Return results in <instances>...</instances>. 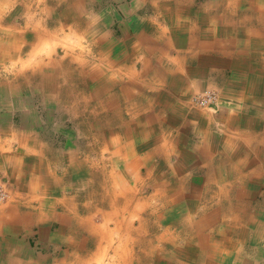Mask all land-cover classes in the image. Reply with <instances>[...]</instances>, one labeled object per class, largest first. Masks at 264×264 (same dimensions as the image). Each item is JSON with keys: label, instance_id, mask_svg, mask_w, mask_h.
I'll use <instances>...</instances> for the list:
<instances>
[{"label": "crops", "instance_id": "obj_1", "mask_svg": "<svg viewBox=\"0 0 264 264\" xmlns=\"http://www.w3.org/2000/svg\"><path fill=\"white\" fill-rule=\"evenodd\" d=\"M60 78L87 131L111 108L126 185L185 220L152 264H264V0H0V264H108L122 229L106 233L68 192ZM204 91L215 107L193 102ZM130 194L102 183L89 196L118 220Z\"/></svg>", "mask_w": 264, "mask_h": 264}, {"label": "rangeland", "instance_id": "obj_2", "mask_svg": "<svg viewBox=\"0 0 264 264\" xmlns=\"http://www.w3.org/2000/svg\"><path fill=\"white\" fill-rule=\"evenodd\" d=\"M18 22L24 24V17L19 16ZM85 57H89V55H85ZM89 60H91L94 66H98L102 69V74L108 75V66L102 64L100 55H92ZM72 63L74 66H77L75 61ZM110 80H108V83H110ZM62 82V78H60L58 80L60 89L59 96L63 100L64 105L54 108L55 115L57 116L54 124L63 128L65 148L66 151L67 148L70 149L72 156L71 162L66 163V167L69 168L70 166V170L66 172V184H68V182L72 183L73 181L78 183L75 187L67 186L69 188L68 192L69 194L80 196L82 201L80 205L82 213L88 214L92 212L91 215L94 214L95 223L101 229L107 230L106 233H108V227L114 230L116 223L121 224V231L117 233L112 232L113 239L111 240L113 242H110L111 240L108 242V264H152L154 255L153 249L156 245L158 246L159 243L163 242L165 239L163 237L165 231H167L170 226L173 228L174 223H177L174 228L179 230L184 225L185 220L179 219L178 221H169L168 219H160V213H166L164 211L168 210V205L152 204L151 196L153 189H142L140 187L137 188L136 186L126 185L128 181H125L127 178L122 175V158L120 155L111 157V140L108 139V135H105L107 131L105 120L108 119V132L119 127L117 124L110 123L112 116L111 108H108V118L106 114L95 115L94 118L91 119L93 120L94 129L91 132L87 131L89 119L78 116L77 108L75 109L72 103L67 104L68 101L71 102V97L68 88L63 87ZM67 86L70 87V92L72 87L76 88L78 92L75 93H79L81 101H84V92L88 94L91 93L89 88L86 90L85 87L80 86L78 82H73L71 85L67 84ZM110 94H112V92L108 93V102H111ZM89 102L88 109H93L94 106L102 101L92 99ZM193 102L198 105L195 101ZM80 105L83 107L84 104ZM49 110H52V108H49ZM72 145L75 148V153L71 151L70 146ZM76 149H79L78 154ZM104 157L106 161L103 160ZM102 183L107 184L108 188H121L124 189L125 192L128 191L129 194L131 193L130 195H134L135 200L132 205V211L134 213L124 212L120 214L118 220L108 219L109 216L105 212H108V210L112 208H105L97 202L98 200L90 198L89 196L92 190ZM124 183L125 186H122L121 184ZM0 189L7 191V189L2 186H0ZM103 234L105 233L102 232V240L105 243L108 241V236L105 237ZM122 238H124V241ZM167 238L168 237H166V239ZM176 238L179 239L178 236H176ZM136 241L137 243H135Z\"/></svg>", "mask_w": 264, "mask_h": 264}, {"label": "built area", "instance_id": "obj_3", "mask_svg": "<svg viewBox=\"0 0 264 264\" xmlns=\"http://www.w3.org/2000/svg\"><path fill=\"white\" fill-rule=\"evenodd\" d=\"M194 101L202 107H215L217 102V95L213 91H204L198 94ZM9 194L4 189H0V203L5 202Z\"/></svg>", "mask_w": 264, "mask_h": 264}, {"label": "bare ground", "instance_id": "obj_4", "mask_svg": "<svg viewBox=\"0 0 264 264\" xmlns=\"http://www.w3.org/2000/svg\"><path fill=\"white\" fill-rule=\"evenodd\" d=\"M54 61H55V59H54ZM47 63H48V62H46L45 64L47 65ZM60 63H61V62H60ZM45 64H44V65H45ZM55 64H56V63H55ZM62 64H64V63H62ZM62 64H61V65H62ZM58 65H59V64H58ZM56 66H57V65H56ZM63 69H64V68H63ZM64 72H67V71H65V69H64ZM64 74H66V73H64ZM64 76H65V75H64ZM100 76H101V75H100ZM65 79H66V78H65ZM76 79H78V77H76ZM80 80H81V79H80ZM98 80H100V79H98ZM100 85H101V84H100ZM72 92H73V90H72ZM72 92H70V93H72ZM96 93H97V92H96ZM78 94H79V93H78ZM102 100H103V99H102ZM103 102H104V101H103ZM100 105H101V103H100ZM100 190H101V189H100ZM120 192H121V191H120ZM123 192H124V191H123ZM95 195H96V193H95ZM97 195H98V194H97ZM102 196H103V195H102ZM103 198H105V197H103ZM108 198H109V197H108ZM118 198H119V197H118ZM120 198H121V195H120ZM105 200H106V199H105ZM129 200H130V199H129ZM129 200H128V201H129ZM111 201H112V200H111ZM130 201H132V200H130ZM130 201H129V202H130ZM130 203H131V202H130ZM132 203H133V202H132ZM132 203H131V204H132ZM113 204H114V203H113ZM113 204H111V205L113 206ZM124 204L126 205V203H124ZM128 204H129V203H128ZM108 206H109V205H107V207H108ZM115 206H116V205H115ZM123 206H124V205H123ZM130 207H131V206H130ZM131 208H132V207H131ZM123 209H124V208H123ZM128 210H129V209H128ZM130 210H131V209H130ZM124 211H125V210H124ZM240 215H241V214H240ZM117 216H118V215H117ZM109 217H110V216H109ZM96 226H97V225H96ZM116 228H117V227H116ZM96 229H97V228H96ZM118 229H120V228H118ZM108 234H109V233H108ZM109 240H111V239H109ZM133 259H134V258H133Z\"/></svg>", "mask_w": 264, "mask_h": 264}]
</instances>
